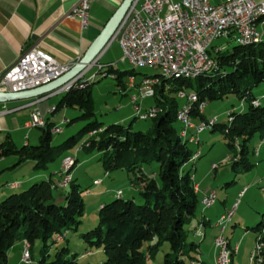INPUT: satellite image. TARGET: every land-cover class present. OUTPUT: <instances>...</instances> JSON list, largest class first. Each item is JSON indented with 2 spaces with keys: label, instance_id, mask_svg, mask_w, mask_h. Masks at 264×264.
I'll return each mask as SVG.
<instances>
[{
  "label": "trees",
  "instance_id": "trees-1",
  "mask_svg": "<svg viewBox=\"0 0 264 264\" xmlns=\"http://www.w3.org/2000/svg\"><path fill=\"white\" fill-rule=\"evenodd\" d=\"M210 54L218 70L196 79L143 75V80L158 81L152 85L153 107L161 112L150 119L151 132L132 131V123L129 127L113 124L103 128L96 120L94 83L88 82L83 88L61 93L54 111L56 114L63 109L79 110L81 116L67 122V125L76 121L88 122L79 135L54 146L53 130L59 126L49 120L39 128L41 135L37 146L27 142L17 149L8 135L0 146V158L16 155L18 161L11 169L32 163L36 170L48 171L51 164L60 162L61 170L51 172L47 179L14 192L0 202V264H9L11 250L17 244L25 246V243L30 245L32 261L37 241L42 243L41 259L37 264H80L78 255H70L67 246L57 249L54 256L50 253L53 245L67 241L69 232L79 231L85 214L84 190L76 179L68 187L66 205L56 204L53 195L60 181L56 175L66 172L64 159L78 146L86 154L101 153L105 173L125 172L143 200L142 203L127 200L118 194L116 200L100 207L97 227L81 234V239L91 250L104 252L103 264H148L165 244L169 245L170 252L165 255L163 264L199 262V245L188 242L190 234H195L197 229L192 223L200 205L193 174L185 169L194 158L195 153L190 147L194 142L183 139L175 128L178 114L190 106V118L201 124L207 119L205 105L208 102L236 97L249 104L247 110L243 107L239 113H229L228 123H220L219 119L206 123L205 132L209 130L223 136L231 152V169L236 175L248 173L258 165L250 158L254 151L251 152L249 145L255 137L264 140V105L253 94L254 89L264 84V42L240 45L231 52H223L220 48L218 53ZM101 74L113 77L122 92L126 90L129 78L137 79L138 75L135 69L121 71L112 65ZM181 93L191 95L193 100L181 98ZM178 99L186 100L183 107ZM202 105L204 112H201ZM85 133H89L90 138L80 144ZM200 135L197 137L199 142ZM153 163L158 165V172L147 173L145 165ZM232 184L235 181L226 185ZM201 224L205 225V222ZM245 231H251L256 237L259 260L255 261L260 262V256L264 259V213L255 226H248Z\"/></svg>",
  "mask_w": 264,
  "mask_h": 264
},
{
  "label": "rangeland",
  "instance_id": "rangeland-1",
  "mask_svg": "<svg viewBox=\"0 0 264 264\" xmlns=\"http://www.w3.org/2000/svg\"><path fill=\"white\" fill-rule=\"evenodd\" d=\"M223 1L225 0H213L212 3L216 5ZM261 40L264 42V38ZM237 46H239L238 42L227 36L218 37L212 44L213 48H221L223 52H231ZM121 55L120 44L115 43L112 52H110L101 62L102 64H105V66H97L96 64L97 67L95 68V71H93L92 74H88L86 78L83 77L85 79L84 84H86V80L94 83L92 86V92L95 102L96 120L102 123L103 128H107L113 124H123L125 127H129L132 123V131H143L145 133L151 132L152 121L143 120L140 116H137L138 107L136 106H139L143 111L156 110L155 117L161 112L159 108L153 107L155 105V99L153 96L154 91L152 89V85L158 83V81L156 79L152 80L151 84L146 87L143 85V75L155 76L163 75V73L157 67H135L128 61H120ZM116 60L117 66H115L117 69L121 71H130L135 69L138 74L133 87H131L130 81L128 80L126 90L123 92L121 88L117 86V81L113 77H105L104 74L99 72H105L111 65L112 61ZM93 66L95 67V64ZM100 67L104 68L100 69ZM228 69L230 70V68ZM93 76L96 77L94 81H92ZM130 80H134V78H130ZM84 84L82 88L85 87ZM129 89H136V94H126ZM261 93H264V84L254 89L253 92L257 99H259ZM135 96L139 100V105L133 103ZM185 96H187V94H185ZM180 97L183 98L182 96ZM60 99L61 95L50 99V104L51 106L53 104V106L49 111L45 108L47 106L46 103L36 107V109L41 111L45 119L48 118L49 121H53L59 126L55 129L63 130V132L59 134L53 133L52 144L54 146L61 145L74 135H79L88 123L87 121H76L71 125H67V122L81 116V112L79 110L63 109L56 114H52V110L58 105ZM187 100L190 101L191 97H187ZM185 102L186 100L184 99H178L180 107H183ZM254 104H256V102H254ZM262 104L264 105V100L262 101ZM243 107L247 110L249 108V104L245 101L237 99L236 97H229L224 100L208 102L205 105V116L207 119L206 121H202L201 124L194 123V121L190 118L189 113L188 117L190 121L179 119L181 112L178 114V121L175 123V128L179 133H181V137L183 139L187 138L190 142H194V144L190 145L192 151L195 153L194 158L185 167L186 170L192 172L194 180L195 177L197 179L195 180L196 191L200 200V205L196 213V218L192 223V227L203 229L204 226L201 227L199 224L202 221L203 215L210 216L212 222L211 227L205 229L208 236L206 242H202V238L197 237L201 231H197L196 229L195 234H190L188 239L189 243L194 242L199 244L201 242V255L198 258L200 263L186 261V264H220L218 257L221 253L217 247L219 245L221 246L223 241L221 240V242H217V240L221 237H224L223 239L225 244L224 247H222L223 250H221L225 251V248H227L230 252L229 264H233V262L234 264H260V262L255 261L259 260L256 252V237L254 233L251 231L246 232L245 229L248 226H255L260 221L261 215L264 213V140L260 141L259 137H255L249 145L251 152L254 151V154H252L250 158L253 162H257L258 165L248 173L236 175L231 169V158H229L231 152L225 144L223 136L218 132L211 133L209 130L202 132L201 130L202 125H205V123L212 120L217 121L219 119L220 123H228L229 113H239ZM201 112H204V110H201ZM17 115L18 120L22 117L25 119L26 117H29V112L28 110H22L16 113L15 116ZM46 124L47 120L45 121L44 126ZM9 125L14 133H11V139L17 149L23 148L27 142H29L31 146L39 145V138L41 135V130L39 129L40 127L32 128V130H25L22 126H20L19 130H15L13 120L12 123L10 121ZM7 134V132H2L0 130V146L6 140ZM196 134H201V142L196 141L199 136H196ZM28 136L29 138L26 139ZM188 136H190V138H188ZM89 138L90 134L85 133L81 136L80 144L84 143ZM68 156L69 157H66L63 162L64 170H66L65 174L61 176L59 174L56 175V179H59L60 177V181L58 182L59 187L53 190L55 203L62 206L66 205V196L70 192V188L68 187L71 182L76 179L77 183L81 185L82 190H84L83 199L85 201V214L82 218V224L79 231L69 232L67 235V241L58 242L53 245L50 253L54 256L57 249L67 246L70 250V255H78L80 264H103L106 259L104 252L102 250H91L89 245L81 239V234L87 233L97 227L99 223L98 213L101 204L110 203L116 200L118 198L119 190L124 193V199H132L134 192L137 191V188L133 187L130 181L123 182L124 180L121 181L116 178V176L120 174L126 176L127 174L123 171H115L110 174L105 173L102 162L100 161L101 153L99 152L86 154L78 146L71 150ZM17 161L18 157L16 155L0 158V202L14 192L26 190L32 185L43 181V179H47L51 172H58L61 168V163L55 162L49 166L48 171L36 170L34 168V164L32 163L23 165L16 169H11ZM144 169L147 173H151L152 171L157 173L158 165L155 163L145 165ZM40 174H45L46 178L37 176L30 182H25L21 188L14 190L19 187L20 183L24 181L25 178L31 179L33 176ZM233 181H235V184L226 185L227 183H231ZM201 183H203V189H211L205 193L204 196L201 193L199 194V185H201ZM246 186L250 187L249 189L247 188L248 193L245 198H242L244 193L240 194V196L239 193ZM247 189H245L244 192ZM212 194L216 195L215 202L211 207L205 208L204 200ZM135 196L137 197V202H143L141 197L136 194ZM231 213L233 215L231 221L221 223L220 219ZM235 224H237V227H234ZM223 229L225 230L223 231ZM214 236L215 254L212 252L213 245L212 250L208 245V243H212ZM204 242L208 248L205 247V244H203ZM41 246V241H37L33 251L32 261H24L25 246H23V263H19V256L15 258L14 263L37 264V262L41 259ZM235 247H239L240 250L237 255ZM168 252H170V247L168 244H165L156 256L148 261V264H163L164 257ZM252 257L254 258L252 259ZM261 264H264V259Z\"/></svg>",
  "mask_w": 264,
  "mask_h": 264
},
{
  "label": "built area",
  "instance_id": "built-area-1",
  "mask_svg": "<svg viewBox=\"0 0 264 264\" xmlns=\"http://www.w3.org/2000/svg\"><path fill=\"white\" fill-rule=\"evenodd\" d=\"M93 1L81 0L73 11L72 16L79 19L84 27L88 25ZM262 7L264 2L257 3L254 0H225L216 5L212 0H134L116 34L122 50V60L135 67H157L166 76L205 71L211 67L212 62L207 52L209 39L230 35L243 38L246 33L262 36L260 25L254 26L252 30H245L247 18ZM89 68L78 77H85ZM102 68L104 67H100ZM72 69L71 64H62L38 46H33L24 51L16 63L0 75V92L20 93L34 90L55 82ZM78 77L73 81L78 80ZM92 79L94 81L96 77L93 76ZM129 81L133 87L135 80ZM88 82L86 80V84ZM70 83L57 93H64ZM150 84L147 80L143 81L146 87ZM181 96L187 98L191 95L185 96V93H181ZM39 103L38 100L32 105ZM133 103L139 105L136 96ZM136 107L137 116L147 120L155 117L156 110L143 111L139 106ZM201 110H204V105ZM54 111L55 108L52 112ZM179 119L190 121L188 116H180ZM43 120L41 111L34 109L25 126H30L32 130L34 125H43ZM62 132V129H54L53 133ZM214 195L208 196L211 204ZM217 242H221V239ZM30 260V245L25 243L24 261ZM262 262L260 256V264Z\"/></svg>",
  "mask_w": 264,
  "mask_h": 264
},
{
  "label": "crops",
  "instance_id": "crops-1",
  "mask_svg": "<svg viewBox=\"0 0 264 264\" xmlns=\"http://www.w3.org/2000/svg\"><path fill=\"white\" fill-rule=\"evenodd\" d=\"M254 1L257 3L264 2V0ZM80 2L81 0H0V75H2L7 69L11 68L19 59V57L24 53V51L33 46H38L41 50L54 57L60 63L71 64L74 68L84 58L87 52L94 46L110 21L120 10L125 0H94L90 6L89 22L86 27L82 25L79 19L72 16L74 9ZM117 31L113 35L111 41L99 54L95 63V67L93 66V64V67L89 68V70L85 73V78L86 76H88V74H92L98 65L105 66V64L101 63L102 60L106 58V56L110 52H112L115 43H119L118 38H116ZM260 31L262 33L261 38H264V29L260 28ZM121 60L122 55L120 61ZM116 63L117 60L112 61L111 65H114V67L116 68ZM135 90L136 89H129L126 94L130 93L135 95ZM57 92L58 91H55L34 99H19L0 102V130L2 132L8 133L6 137L8 135L11 137V133H13V130L11 129V126L9 124L10 121L12 123V120L14 122L15 130H19L20 126H22L23 129L27 130L25 128V124L30 120V114H32V112L34 111V109H36V107H38V105H41L43 103L47 104L45 108L49 111L53 106V104L52 106L50 104V99L55 98L61 94ZM254 98H256V96H254ZM259 99L261 101L264 100V93H261ZM38 100L40 101L39 104L32 105ZM22 110H28L29 117H26L25 119L24 117H22L20 120H18V115H15ZM52 114H54V112H52ZM45 120H48V118H46ZM37 176L46 178L45 174L35 175L31 179L25 178L24 181L20 183L19 187L15 188L14 190L21 188L25 182H30ZM116 178L121 181L124 180L123 182L130 181L129 177L123 174L117 175ZM195 180H197L196 177ZM249 187L250 186L244 187L243 190L239 193V196L240 194L244 193L242 198H245L246 194L248 193ZM199 188V194L201 193L203 196L205 193L211 190L206 188L203 189V183L199 185ZM245 189L247 190L244 192ZM136 190L137 191L134 192L132 198L135 200L137 198L135 194L140 197L139 189ZM118 192L122 191L119 190ZM123 196L124 193L122 192V198ZM103 204H101V206ZM202 221L205 222V225L201 224ZM202 221L199 224L201 225V227H204L203 229H197V231H201L197 235V237H201L202 242H206L208 236L205 229L211 227V217L208 215H203ZM215 236L212 243H208L211 250L213 245L212 252H214V254ZM205 242L203 244H205ZM200 243L198 244L199 252L202 246L200 245ZM205 247L208 248L206 244ZM235 248L237 251V255L239 254L240 250L239 247ZM22 250V244H17L15 248L11 250L9 255V264H15L14 260L18 256L19 263H23Z\"/></svg>",
  "mask_w": 264,
  "mask_h": 264
},
{
  "label": "water",
  "instance_id": "water-1",
  "mask_svg": "<svg viewBox=\"0 0 264 264\" xmlns=\"http://www.w3.org/2000/svg\"><path fill=\"white\" fill-rule=\"evenodd\" d=\"M133 2L134 0H125L120 10L110 21V23L108 24V26L106 27L100 38L94 44V46L87 52L84 58L70 72H68L67 74L56 80L55 82L34 90L20 92V93L0 92V102H4L8 100L39 98L46 94L60 90L65 85H67L75 78H77L88 67L96 63L99 54L102 52L104 47L111 41L113 35L119 28L121 22L125 18Z\"/></svg>",
  "mask_w": 264,
  "mask_h": 264
},
{
  "label": "bare ground",
  "instance_id": "bare-ground-1",
  "mask_svg": "<svg viewBox=\"0 0 264 264\" xmlns=\"http://www.w3.org/2000/svg\"><path fill=\"white\" fill-rule=\"evenodd\" d=\"M257 25H260V28L261 29H264V7H262L259 11H257L255 14H252L251 16H249L245 22V30H252L254 26H257ZM220 37V36H218ZM217 37V38H218ZM261 37L262 36H256L254 35L253 33H246L245 36L243 38H239V35H230L229 38H233L234 40H236L240 45H251V44H258L261 42ZM215 38V39H217ZM215 39H209L208 43H207V52L212 60L211 62V67L205 71H195L191 74H173V75H167L162 71L163 73V76L166 77V78H176V79H179V78H185V79H196L197 77L201 76V75H204V74H207L208 72L210 71H213V70H218V67H217V64L216 62L212 59V56L210 54V52L212 53H218L220 51V48H213L212 47V44L214 42ZM84 78L83 77H78V80H76L75 82L73 83H70L67 88L64 90L65 93L69 92L71 89L73 88H82L83 84H84ZM149 82H151L150 80H147ZM191 100H193V97L191 98ZM190 100V101H191ZM189 109H190V106L186 107L181 113L179 116H188V113H189ZM150 111H153V110H150ZM141 117V116H140ZM143 120H147L145 119V117H141ZM45 124V120H43V125H34L32 126V128H37V127H43ZM201 130L202 132L205 131L207 129L206 125H202L201 126ZM26 129L30 130V126H25ZM199 135V134H198ZM26 139H28V137H26ZM198 141V139L196 140ZM121 195V194H119ZM208 195V194H207ZM215 198H216V195H214V197L212 198V204L208 202V197L204 200V205L205 207L209 208L213 205V203L215 202ZM232 213L229 214L228 216H223L220 220H221V223H225V222H228L231 220L232 218ZM224 220V221H223ZM225 229H223L224 231ZM222 231V232H223ZM224 237H221L220 239L223 241V244L220 246H218L217 248L219 249L220 251V255L218 257V261L220 264H229L230 263V253L229 251L227 250V248H225V251H222V247H224ZM222 249V250H221ZM254 258V257H253ZM223 259H224V263H223Z\"/></svg>",
  "mask_w": 264,
  "mask_h": 264
}]
</instances>
